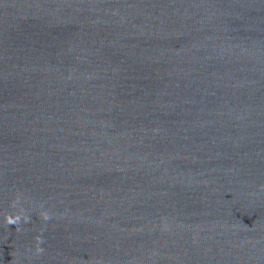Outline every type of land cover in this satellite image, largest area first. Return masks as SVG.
Segmentation results:
<instances>
[{"label":"water","instance_id":"1","mask_svg":"<svg viewBox=\"0 0 264 264\" xmlns=\"http://www.w3.org/2000/svg\"><path fill=\"white\" fill-rule=\"evenodd\" d=\"M0 264H264V0H0Z\"/></svg>","mask_w":264,"mask_h":264},{"label":"clouds","instance_id":"2","mask_svg":"<svg viewBox=\"0 0 264 264\" xmlns=\"http://www.w3.org/2000/svg\"><path fill=\"white\" fill-rule=\"evenodd\" d=\"M19 204V196L13 201L12 207L15 208ZM40 218L43 221H48L51 217L48 212L46 211H41L40 212ZM23 220L24 223L29 222V217L28 215L25 214L24 209L21 207L18 211V213L14 215H9L6 213L5 215V221L7 225H16L17 226V231H19V225L21 221ZM37 242L40 243L42 242L39 237L36 238ZM36 251L39 253L42 251L41 248L37 247Z\"/></svg>","mask_w":264,"mask_h":264}]
</instances>
